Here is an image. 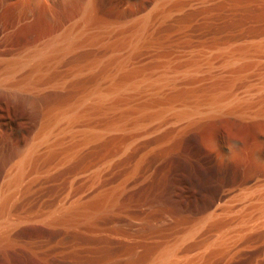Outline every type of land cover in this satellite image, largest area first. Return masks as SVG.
Listing matches in <instances>:
<instances>
[{"label": "rangeland", "instance_id": "374dc122", "mask_svg": "<svg viewBox=\"0 0 264 264\" xmlns=\"http://www.w3.org/2000/svg\"><path fill=\"white\" fill-rule=\"evenodd\" d=\"M0 148V264H264V0H0Z\"/></svg>", "mask_w": 264, "mask_h": 264}, {"label": "bare ground", "instance_id": "6f19581e", "mask_svg": "<svg viewBox=\"0 0 264 264\" xmlns=\"http://www.w3.org/2000/svg\"><path fill=\"white\" fill-rule=\"evenodd\" d=\"M144 21V20H143ZM147 21V20H146ZM146 23V22H145ZM143 24V23H142ZM141 25V24H140ZM145 25V24H144ZM141 26H143V25H141ZM140 26V27H141ZM138 28V29H140L139 31L140 32H143V30L141 31V29L142 28ZM144 27V26H143ZM146 29V28H145ZM137 32V30H136V33L138 34H136L137 36H139L140 35V32ZM135 32V31H134ZM142 36V35H141ZM143 36H144V33H143ZM142 36V37H143ZM134 37H136L135 36V33H134ZM140 37V36H139ZM138 38V37H137ZM132 39H134L133 37H132ZM139 39V38H138ZM137 39V40H138ZM136 40V39H135ZM136 40V41H137ZM135 41V42H136ZM141 41V37H140V39H139V42ZM134 42V41H133ZM132 41H131V44L133 43ZM134 42V43H135ZM139 42L137 43V44H139ZM71 43V42H70ZM70 43H68L67 45H70ZM133 45V44H132ZM131 45V47H133ZM136 46V45H135ZM135 46H134V48H135ZM138 46V45H137ZM66 47V46H65ZM65 47H63L64 49H65ZM69 47V46H68ZM67 48V47H66ZM64 49H62V50H64ZM68 49V48H67ZM250 50H244V49H241V50H239V51H237V52H235V53H233V54H231V55H229L226 59V61H228V62H232V61H235V60H239V59H244V57L245 56H248L249 57V55H251V54H253V53H259V50H257V49H255V50H253V52L251 51V52H249ZM254 55V54H253ZM246 59V58H245ZM241 61V60H240ZM120 64H122V63H120ZM119 65V64H118ZM123 65V64H122ZM122 65H120V66H122ZM119 66V67H120ZM228 66H229V63H228ZM116 67H117V65H116ZM117 68L116 70L118 71V69H122V67H120V68ZM195 68V67H194ZM121 69L119 70V71H121ZM124 69V68H123ZM192 69V68H191ZM115 73H116V71H114ZM186 72H188V71H186ZM240 73H241V70L239 69L237 72H235V75L236 74H239V76H240ZM113 74V73H112ZM108 75H110L109 73H108ZM242 75V74H241ZM111 76V75H110ZM116 76V75H115ZM115 76H113L114 77V79H117V77L115 78ZM106 77H107V75H106ZM161 77H166V76H161ZM111 78H112V76H111ZM123 79V78H122ZM158 80H160V78L158 79ZM158 80H156V81H158ZM108 81V80H107ZM112 81V83H110V86L109 87H106V88H104V89H102L101 87H100V89H98V90H96V91H94V94H93V97L91 98L92 99V102H93V105H92V107H90L89 109L91 110L93 107H96V109L98 108L99 110L100 109H104V106H105V104L107 105V101L109 102V99H112V97L113 96H117L118 94H120V93H122V92H124L123 91V89L125 90L126 88V86H129L130 88H133V87H135L136 86V84L135 83H130V82H128L127 80H120L119 79V81L118 82H115V81H117V80H115V81H113V80H111ZM154 81V80H153ZM114 82V83H113ZM163 82V81H162ZM154 83V82H153ZM155 84V83H154ZM156 84H158L157 82H156ZM172 84H173V82H172ZM149 85H151V83H149ZM168 85H171V83H169ZM167 86V85H166ZM162 87V86H161ZM163 87H165V86H163ZM160 88V87H159ZM158 88V89H159ZM154 89V88H153ZM156 90V89H155ZM160 90V89H159ZM158 91V90H157ZM156 91V92H157ZM9 92V91H8ZM5 93V92H4ZM27 94L28 93H26V94H24L25 96H27ZM20 95H22V94H18V93H16V92H11L10 94H8L7 93V96L9 97V98H11V99H14V98H16V97H19ZM24 95H23V97H24ZM32 96V95H31ZM228 96V95H227ZM125 97V96H124ZM29 98V97H28ZM213 98V97H212ZM219 97H217L216 99H218ZM221 98V97H220ZM219 98V99H220ZM223 98H226V97H223ZM115 99H116V97H115ZM123 99V98H122ZM216 99H214L213 101H211L210 102V104H208V106L210 105L211 107H214V108H212V109H218V107L219 108H222V107H224L227 103H226V100H217L216 101ZM230 99H232L231 97H230ZM233 99H234V97H233ZM118 100V99H117ZM116 100V101H117ZM113 101V100H112ZM111 101V102H112ZM231 101V100H230ZM92 102H90V103H92ZM110 102V105L112 104ZM121 102H122V100H121ZM114 103H115V100H114ZM209 103V102H208ZM230 102L228 101V104H229ZM86 103L85 102H83L82 104H80L79 106H77V107H75L74 109H72L70 112H68L67 114H65V115H63L64 117H63V120H65V125H66V127H69V128H71L70 126H71V123H72V121H73V119L75 118V116H77V114H79L80 112H83V111H85V108H86V106H85V108L83 109V106L85 105ZM206 105H207V103H206ZM88 106V105H87ZM107 107H109V105H107ZM106 108V107H105ZM94 109V108H93ZM92 109V111H94ZM97 109V110H98ZM109 109H110V107H109ZM195 109H197L198 110V107H195ZM88 110V109H87ZM86 110V111H87ZM105 110V109H104ZM103 110V111H104ZM107 110H105L104 112H106ZM109 111H111V110H109ZM88 112V111H87ZM90 113H92L91 111H89ZM88 112V113H89ZM100 112H101V110H100ZM99 112V113H100ZM103 112V113H104ZM108 112V111H107ZM98 113V112H97ZM159 114V113H158ZM157 114V115H158ZM82 118V117H81ZM80 119V118H79ZM84 119V118H83ZM141 119V118H140ZM76 120H78V119H76ZM82 120V119H81ZM138 120H139V118H138ZM137 119H136V121H138ZM112 125V124H111ZM57 128V127H56ZM50 129V128H49ZM48 129V130H49ZM51 129H53V128H51ZM52 132V131H51ZM50 136H52V135H50V132L48 131V132H46L45 133V135L43 136V137H45V141H44V143H46V142H49V141H47L48 140V138L50 137ZM50 138H52V137H50ZM50 140V139H49ZM0 150H2L1 148H0ZM2 153H3V151H1ZM14 152V151H13ZM17 153V152H16ZM1 154V153H0ZM4 155H7V154H5V152H4ZM1 158H4L5 159V157H3V155H1L0 156ZM7 159V158H6ZM3 160V159H2ZM29 160V159H28ZM6 161V160H5ZM1 162V161H0ZM3 164V163H2ZM67 209V208H66ZM225 211V210H224ZM217 214V213H216ZM204 218V217H203ZM208 218V217H207ZM214 219V218H213ZM221 238V237H220ZM222 239V238H221ZM223 241V240H222ZM224 242V241H223ZM170 256L169 255H167L166 254V257L164 258V259H168ZM174 257V256H173Z\"/></svg>", "mask_w": 264, "mask_h": 264}]
</instances>
